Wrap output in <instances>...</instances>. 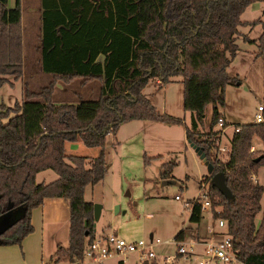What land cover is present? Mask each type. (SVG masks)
I'll return each instance as SVG.
<instances>
[{
  "label": "trees",
  "instance_id": "16d2710c",
  "mask_svg": "<svg viewBox=\"0 0 264 264\" xmlns=\"http://www.w3.org/2000/svg\"><path fill=\"white\" fill-rule=\"evenodd\" d=\"M255 2L264 4V0H41L39 61L53 80L39 91L24 85L21 101L12 106L0 103V217L21 212L0 231V245L20 246L33 232L32 210L46 198H63L69 207L68 246H57L51 261L81 259L96 231L93 203L84 199V190L106 174V135L133 120L184 125L182 119L159 112L143 92L149 79L166 82L181 75L183 109L193 114L191 126L184 128L186 138L202 147L214 173L225 174L231 193L225 197L210 182L212 217L224 221L237 261L264 264V187L253 179L264 166V150L250 151L254 137L264 146V122L236 125L239 130L232 133L224 162L213 151L220 131L212 130L221 117L217 105L224 104L225 87L237 80L227 68L238 51V26L260 25L256 39L244 40L257 45V57L264 55V8L261 19H240ZM21 18V0L12 7L8 0H0V86L12 85L8 77L16 80L23 74ZM54 77L66 83L101 81L99 97L77 104L54 103ZM209 104L214 108L210 129L202 133L198 125ZM66 142L101 150L92 159L67 155ZM173 165L165 166L163 178ZM47 169L58 177L37 183L36 174ZM189 210L188 221L199 223L200 204H191ZM173 238L183 241L184 231Z\"/></svg>",
  "mask_w": 264,
  "mask_h": 264
},
{
  "label": "rangeland",
  "instance_id": "374dc122",
  "mask_svg": "<svg viewBox=\"0 0 264 264\" xmlns=\"http://www.w3.org/2000/svg\"><path fill=\"white\" fill-rule=\"evenodd\" d=\"M15 0H8V6H14ZM264 4L255 2L249 5L241 14L242 21L250 22L261 19ZM39 0H21V29L23 36V74L14 84L0 87V103L12 106L15 98H20L21 88L27 86L30 90L39 91L53 80V76L42 70L39 61ZM239 34L235 42L238 51L227 68L230 77L236 81L226 85L224 90V104L217 105V111L224 117L228 126L227 133L221 135L220 127L216 123L212 130H219L218 139L213 148L215 157L224 162L230 150V139L234 125L253 122V115L258 104H264V55L256 56L257 45L244 40V37L256 39L260 32V25L244 24L238 26ZM12 78V77H10ZM182 76L174 75L166 82L155 78L149 79L143 89L144 94L161 113H166L183 120L184 125L177 124H149L146 120H133L120 123L115 132L105 137L103 150L106 161L104 178L94 185H87L84 199L100 206L99 219L95 221L97 234L114 233L126 240L137 241L159 238L161 243L153 249L158 257L175 255L177 244L174 235L179 230L184 231L183 245L188 250H200L196 241L195 224L188 221L189 206L197 195L200 181H210L207 167L189 144L184 128L191 126L193 114L183 109ZM54 103L77 104L81 100H96L99 97L101 81H87L75 79L69 83L54 77ZM213 105L205 108L204 116L198 125V131L206 133L210 129ZM68 145L67 155L84 156L87 159L96 157L101 147H87L83 143ZM225 147V151L220 148ZM264 146L258 137H254L251 152H262ZM149 158V162L145 159ZM174 164L168 177L163 178L165 166ZM56 172L44 170L36 175L37 183H49L57 178ZM253 179L264 187V166H260ZM178 195L180 199L175 198ZM264 201V192L261 203ZM219 209V207L217 208ZM17 209L8 214L7 220L0 224L5 228L20 216ZM208 213L205 217H209ZM261 213L256 215L259 222ZM211 223H218L207 218ZM54 227V234L63 246L68 245V224L65 227L59 222ZM168 241L165 243L164 241ZM197 257H204L205 252ZM204 252V253H203ZM134 255H130L124 264H136ZM114 260H107L105 264H112ZM44 264H68V261H51L46 259ZM87 264H95L87 261ZM175 264H198L194 257L179 256ZM206 264H222L210 261ZM233 264H242L234 261Z\"/></svg>",
  "mask_w": 264,
  "mask_h": 264
},
{
  "label": "built area",
  "instance_id": "2783aa9c",
  "mask_svg": "<svg viewBox=\"0 0 264 264\" xmlns=\"http://www.w3.org/2000/svg\"><path fill=\"white\" fill-rule=\"evenodd\" d=\"M254 123L264 122V104H258L256 111L253 115ZM218 126L221 128V135H224L225 129L230 126L227 125L225 120L222 117H219L217 120ZM239 127L234 125V131H238ZM222 151H225V147L220 148ZM200 187L198 189L197 195L193 198V201L190 203H199L201 212L208 214L211 211V199L209 196V185L210 181H205V179L200 181ZM175 198L180 199L178 195ZM224 221L218 219V225L224 226ZM175 240V239H174ZM176 254L175 255H166L163 257H158L153 249L154 245L161 243L159 238L151 237L149 240L139 239L137 241L126 240L123 237H120L114 233L111 234H97L95 232L94 238L87 243L83 256L79 260L69 261L68 264H87L86 262H92L95 264H105L107 260H114L115 262L122 261L125 262L130 255H134L136 264H175L179 256L187 255L190 258L193 254L192 247L186 249L182 244L183 241H177ZM168 243V241H164ZM205 256L197 257L195 254L193 257L197 260L198 264H206L210 261L221 262L222 264H233L236 261L235 253L232 249L231 238L229 235H226L224 238L210 242L206 244L204 248ZM203 252V253H204Z\"/></svg>",
  "mask_w": 264,
  "mask_h": 264
},
{
  "label": "crops",
  "instance_id": "0c3cea01",
  "mask_svg": "<svg viewBox=\"0 0 264 264\" xmlns=\"http://www.w3.org/2000/svg\"><path fill=\"white\" fill-rule=\"evenodd\" d=\"M39 5H40V10H39L40 11L39 40H40L41 14H42L41 0H39ZM38 49H40V48L38 47ZM101 58L102 57L99 56V59H101ZM40 70H41V68H40ZM8 80H9V82L12 83V85L14 84L13 78L8 77ZM156 80H158V79L156 78ZM93 81H95V80H93ZM82 83H84V82H82ZM7 84H9V83H7ZM2 85H4V84H2ZM22 89L23 88H21L20 98H15V101H21ZM6 105L8 106V104H6ZM222 118L225 120V118L223 116H222ZM146 121H149V124H152V125L154 123L155 124L158 123L156 121H150V120H146ZM225 122H226V120H225ZM159 123L165 124V123H161V122H159ZM227 130H228V127L225 129L226 133H227ZM225 132H224V136L226 137ZM79 143H82V142H66L65 143V149L68 145L70 146V148H72L73 146H75L74 144L78 145ZM41 172L42 171H40L38 173H41ZM12 213H9V214H12ZM7 216H8V214H5V215H2L0 217V224L3 221L8 219ZM207 218H211V220L216 221V219H214L212 217V215L210 214L209 217H207V216L205 217V215H203L200 222L195 224L196 235L194 236V239L196 242L193 245L194 246L199 245L202 249H203L204 245H206L210 242L218 241L227 235L225 232V227L219 226L217 221H216V223H211L210 221L207 220ZM188 219H189V217H188ZM56 222H59L60 224H62L64 226V229H65V227H67V224H68L67 228L69 230L68 201L66 199H63V198H46V199H44L43 203L40 206H38L32 210L31 223L33 225V232L30 233L29 235H27L22 240L21 245L20 246L17 244L6 245V246L0 245V264H44L43 262L46 259L48 260L49 258H51V260H53L54 253L56 251L57 246L62 245L60 242V239L58 237H56V235L54 234V227L59 225V224H56ZM2 229L0 228V231ZM177 233H175V234H177ZM150 236L152 237V235H150ZM201 248H200V250H194L192 248L191 252L193 254H191V256L193 257L195 254L199 255V253H201L203 251ZM113 263H116V262L114 261Z\"/></svg>",
  "mask_w": 264,
  "mask_h": 264
},
{
  "label": "water",
  "instance_id": "95a60500",
  "mask_svg": "<svg viewBox=\"0 0 264 264\" xmlns=\"http://www.w3.org/2000/svg\"><path fill=\"white\" fill-rule=\"evenodd\" d=\"M191 147L195 150L200 160L207 167L208 173L211 175V184L225 197H231L229 188L225 182V174L223 172L214 173V166L207 160L205 152L202 147L195 145L194 143L189 142ZM100 216V206L97 204L93 205V217L94 220H98ZM151 237V236H150Z\"/></svg>",
  "mask_w": 264,
  "mask_h": 264
}]
</instances>
